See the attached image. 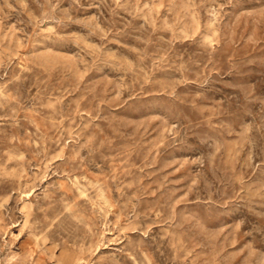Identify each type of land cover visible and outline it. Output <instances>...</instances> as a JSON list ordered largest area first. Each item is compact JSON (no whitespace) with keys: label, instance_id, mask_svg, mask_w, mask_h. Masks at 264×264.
Returning a JSON list of instances; mask_svg holds the SVG:
<instances>
[{"label":"rangeland","instance_id":"1","mask_svg":"<svg viewBox=\"0 0 264 264\" xmlns=\"http://www.w3.org/2000/svg\"><path fill=\"white\" fill-rule=\"evenodd\" d=\"M0 264H264V0H0Z\"/></svg>","mask_w":264,"mask_h":264}]
</instances>
